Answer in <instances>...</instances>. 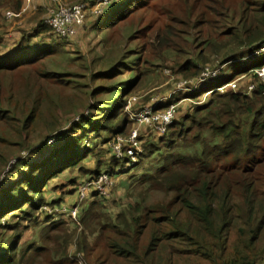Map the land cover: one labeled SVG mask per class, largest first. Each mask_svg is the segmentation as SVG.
I'll return each mask as SVG.
<instances>
[{"label": "trees", "instance_id": "obj_1", "mask_svg": "<svg viewBox=\"0 0 264 264\" xmlns=\"http://www.w3.org/2000/svg\"><path fill=\"white\" fill-rule=\"evenodd\" d=\"M136 1L127 0L118 8L116 3L111 4L109 22L106 20L102 28L109 29L115 21L128 17ZM193 2L182 0L178 12L182 20L178 31H185L186 36L181 40L178 36L171 43L158 40L164 53L172 55L177 72L182 74L198 73L211 54L222 56V64L229 62L230 68L195 82L192 97L203 96L202 102L190 106L189 112L178 119L173 118L156 142L143 148L138 162L132 165L137 168L139 161L147 158L139 176L127 174L129 169L106 170L113 178L125 176L119 184L129 193L119 211L110 213L105 205L107 198L101 199L99 194L89 195L77 208L74 223L78 222L81 229L75 253L82 251L88 257L95 251L97 258L92 264H264V85L255 73L264 67V0H218L210 10ZM21 4L22 0L14 4L0 0V9L10 8L16 13ZM168 28V32L176 30ZM39 34L35 31L34 36ZM25 43L18 52L0 55V123L18 116L9 126L7 140L29 137L45 112L49 115L50 110L59 109L60 100L56 103L52 98L61 96L56 89H63L51 77L53 74L28 69L46 58L51 48H39L29 40ZM120 62L125 67L126 60ZM250 72L254 87L248 94L231 89L220 92V86ZM13 77L14 83L10 82ZM108 115L104 114L102 123L87 118L73 122L70 135L55 138L48 145H28L27 151L37 148L39 156L27 162L25 151L24 160L22 155L17 158L13 167L17 177L0 192V229L7 226L2 219L17 215L37 224L43 207H56L59 201L45 196L51 179L81 167L89 153L79 145L87 135L84 128L96 133L108 129ZM47 122L50 124L46 127H53L51 117ZM62 127L48 129L46 135ZM76 127L82 130V139L77 138ZM123 130L120 127L117 134L122 135ZM15 142L9 139L10 145H17ZM87 173V181L75 185V180H70L74 190L91 185L105 174ZM53 220H46L39 229L40 239L46 241L49 231L66 233V222ZM16 230V226L12 228ZM7 243L1 239L0 264H17L16 248H5ZM67 243V239L61 243L51 240L44 251L61 245L62 251L55 255L67 258ZM40 249L32 246L26 251ZM184 260L186 263H181Z\"/></svg>", "mask_w": 264, "mask_h": 264}, {"label": "rangeland", "instance_id": "obj_2", "mask_svg": "<svg viewBox=\"0 0 264 264\" xmlns=\"http://www.w3.org/2000/svg\"><path fill=\"white\" fill-rule=\"evenodd\" d=\"M8 1L14 4L16 0ZM126 1L113 0L107 5H100L95 0H60L57 5L87 3L85 16L83 15L84 21L82 20V24L75 26L76 34L67 39L57 38L52 34V29L44 23V18L49 14L48 11L57 6H52L54 3L52 0H22L20 9L16 13L9 10L10 8L0 9V24L2 25L0 32L3 33L0 36V55L18 52L19 47L22 48L24 44H27L25 43L27 40L39 48H47L44 46L48 45L51 49L44 55L46 58L32 63L28 69H33L38 73L49 72L53 74L51 77L63 86V89H56L57 94L61 96L52 98L56 103L60 100L57 104L59 109L50 110L49 115L45 112L41 124L30 132L29 137L17 139L14 136L6 139L5 135L9 126L18 119V116L0 123V192L1 188L8 185L11 179L17 177V170L13 167L17 158H22L20 157L22 153L28 150L30 143L38 142V146H45L53 142L55 138L70 135L71 124L78 123L84 118L93 123H102L104 114L109 113L107 117L108 122L111 123L108 129L100 130L98 133L89 131L90 127H85L84 129L88 130L85 138H83L82 130L75 128L77 138H83L79 141L80 148L87 149L89 153L82 160L80 168L64 171L51 179L45 196L47 199H57L59 203L54 208L43 207L40 210L41 215L37 224L21 219L19 215L1 220L7 226L0 229V242L3 238L5 242H8L5 248H8V245L16 248L19 257L17 264L94 263L97 258L94 255L95 251H91L88 257L82 251L75 253L81 228L78 222L74 223L66 214L69 208L74 209L83 205L85 197L91 196L93 192L86 194L87 187L82 185L74 190L76 182L87 181L89 171L105 173L107 179L103 178L93 182L91 187L99 188L106 193L105 205L110 213L119 211L127 203L129 193L119 184V179L125 176L113 178L106 173V170L109 168L129 169L127 174L138 175L145 168L144 166H147V158H144L139 161L137 168H132V165L138 162V155L143 148L149 143H155L161 134L155 132L150 127L152 123L146 120L144 111L147 106H153L157 110V108L166 109L174 104L173 118L178 119L189 112L190 106L202 102L203 96L192 97L194 84L204 81L206 78L204 76L214 77L213 75L228 71L230 68L229 62L222 64V56L217 57L211 54L208 63L202 70L196 72L197 74L191 75L188 70L186 74L177 72L176 62L171 58L172 55L164 53L165 48L158 40L171 43L176 41L178 36L179 40L186 36L185 31L181 34L178 31L179 24L182 22L178 15L183 7L182 0H137V4L129 9L131 12L128 13V17L122 21H115L113 27L111 25L109 29L104 30L102 26L112 12L109 10L111 4L116 3L118 8ZM216 2L218 0H194L193 3L200 4L203 10H210L215 8ZM49 7L50 9H47ZM168 26L176 30L168 32ZM35 31L40 34L34 36ZM161 55L165 58H160ZM120 60H126L125 67L121 65V62L118 63ZM233 65L236 63L233 62ZM253 78L250 72V74L242 75L223 84L219 90L221 93H224L226 89L238 92L241 87L248 90L254 82ZM10 82L14 83L15 78H11ZM134 82L137 84L131 88ZM47 83L54 85L49 81ZM0 102H3L2 95H0ZM169 102L174 103L169 104ZM49 117L54 122L53 127L45 126L50 124L47 122ZM58 125L63 127L51 135H46L50 129ZM120 127H124L122 135L117 134ZM130 134H132V140L127 139ZM45 137L46 140H44ZM9 139L10 141L15 139L17 145H10ZM36 156H39V153L38 149L34 148L25 158L27 162H31ZM21 160H24V156ZM90 178L94 176L91 175ZM70 180H75L74 186L70 184ZM13 212L19 214L16 211ZM51 218L55 221L61 220L62 223L66 222L68 230L66 233L49 231L44 241L38 237V231L45 221L50 222ZM14 221L17 223L14 224ZM15 226L17 230L12 231ZM55 239L60 243L68 240L67 258L55 255V252L62 251L61 245L54 250L44 251L51 245L49 242ZM32 246L41 249L27 252V248ZM181 263H186V261Z\"/></svg>", "mask_w": 264, "mask_h": 264}, {"label": "built area", "instance_id": "obj_3", "mask_svg": "<svg viewBox=\"0 0 264 264\" xmlns=\"http://www.w3.org/2000/svg\"><path fill=\"white\" fill-rule=\"evenodd\" d=\"M54 3L52 6H55L60 3V0H52ZM98 1L100 5H107L112 3L113 0H95ZM51 6V7H52ZM85 8H87V3H74V4H60L57 5L55 8L48 11L49 14L46 15L44 18V23L52 29V34H54L57 38H71L73 37L77 31H75V26L82 24L83 15L85 16ZM47 9H50L47 8ZM84 13V14H83ZM10 15H12L10 13ZM85 18V17H84ZM84 21V20H83ZM258 80L263 83L264 85V67L255 70ZM254 85H250V89H252ZM174 104H171L168 108L164 110H155L153 106H147V109L144 111L146 116V120L152 125L150 126L155 132L162 133L166 125L170 124L173 119V112H174ZM130 135L129 139L132 140L133 138ZM24 153H22V156ZM103 178L107 179L106 174H101L96 181L102 180ZM92 185H88L86 194L91 192L93 194L92 197L97 194L101 195L98 196L100 198L106 197V193L99 188H93ZM87 195L85 199L88 197ZM90 197V198H92ZM85 201V200H84ZM76 208V209H75ZM74 209L69 208L66 211L67 216L70 220L76 221L77 220V207Z\"/></svg>", "mask_w": 264, "mask_h": 264}, {"label": "crops", "instance_id": "obj_4", "mask_svg": "<svg viewBox=\"0 0 264 264\" xmlns=\"http://www.w3.org/2000/svg\"><path fill=\"white\" fill-rule=\"evenodd\" d=\"M23 4L25 5V3L23 2ZM248 80V79H247ZM253 81H254V78H253ZM250 83V82H249ZM254 83V82H253ZM252 83V84H253ZM249 89H250V86H249V88H248V90H247V88H243V87H241V89H239L238 90V92H244V93H246V94H248L250 91H249Z\"/></svg>", "mask_w": 264, "mask_h": 264}, {"label": "water", "instance_id": "obj_5", "mask_svg": "<svg viewBox=\"0 0 264 264\" xmlns=\"http://www.w3.org/2000/svg\"><path fill=\"white\" fill-rule=\"evenodd\" d=\"M45 139H46V138H45ZM45 139H44V140H45ZM37 144H38V142H36V145H37Z\"/></svg>", "mask_w": 264, "mask_h": 264}]
</instances>
